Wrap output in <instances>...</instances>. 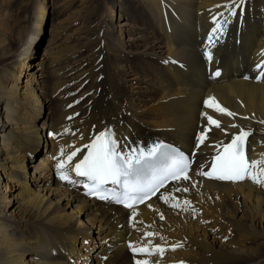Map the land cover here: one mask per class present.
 <instances>
[{
    "label": "bare ground",
    "instance_id": "6f19581e",
    "mask_svg": "<svg viewBox=\"0 0 264 264\" xmlns=\"http://www.w3.org/2000/svg\"><path fill=\"white\" fill-rule=\"evenodd\" d=\"M19 1L0 0V264H264V0ZM106 130L190 169L136 208L88 199L73 167ZM240 133L245 178L205 179Z\"/></svg>",
    "mask_w": 264,
    "mask_h": 264
},
{
    "label": "rangeland",
    "instance_id": "374dc122",
    "mask_svg": "<svg viewBox=\"0 0 264 264\" xmlns=\"http://www.w3.org/2000/svg\"><path fill=\"white\" fill-rule=\"evenodd\" d=\"M3 2H7V3H11L12 4V2L14 1V3L16 2V1H19V0H2ZM36 0H20L19 2L21 3V5H22V3H23V5H26V6H30V5H32V4H34V2H35ZM70 4H72V1L71 0H67ZM71 1V2H70ZM13 5V4H12ZM22 5V6H23ZM49 5H47V7H48ZM28 7H25V8H27L28 9ZM11 9V8H10ZM13 9V8H12ZM47 11H49V10H47ZM83 19V18H82ZM49 20H50V18H49ZM49 20H48V22H47V24H46V26H45V28H44V33H45V36H44V39H43V41H42V44L39 46V47H37L35 50H36V59L34 60V62H39V61H41L42 59H43V50L45 49V45H46V40L48 39V35H49V28H50V25L49 24H51V22H49ZM110 21H111V19H110ZM81 22H79L78 24H80ZM78 26V25H77ZM76 26V27H77ZM76 27H74L73 29H71V30H74ZM83 36V35H82ZM96 37H98V39H99V37L100 36H97V35H91V36H87V38H88V40L89 39H93V40H97V38ZM84 38V39H83ZM83 38H82V40H81V42L82 41H84V43H86V35L85 36H83ZM80 46V45H79ZM31 48H32V46H31ZM86 50V49H85ZM121 68V67H120ZM64 71V70H63ZM97 78H98V81L100 82L101 80H102V76L100 75L99 76V74L97 75ZM68 83V84H67ZM70 88V82L69 81H67V82H65L62 86H61V89H62V91L64 92V98H65V102H63V104L62 105H60L61 103H62V100L63 99H61V98H59V100L61 101V103L58 105L56 102L55 103H53V105L50 107V108H52V109H54L55 111H56V113L58 114V111H61V112H65V111H71V109L73 108V105L75 104V101H73L72 102V96H71V93L68 91V89ZM42 111H43V113H45V115H47L48 114V109L47 108H45L44 110L42 109ZM119 118L121 117V114L120 113H117L116 114ZM122 115H124V113L122 114ZM41 122L42 121H37L36 123H35V125H37V126H39L40 124H41ZM40 156L39 155H37V156H35L33 159H32V162L34 163V162H36L37 160H38V158H39ZM43 157V156H42ZM29 164V163H28ZM30 172H31V170H30ZM174 212H176L177 214H179V215H182L185 219H187V220H190V222L193 224V225H197V222L194 220V219H192V218H190L186 213H182V212H178V211H174ZM170 217H173V214H171L168 218H166L165 220H164V222L161 224L162 225V229L163 228H165V229H167L168 228V225H167V223H169V218ZM226 219L228 220V221H230V219H231V217L229 218V217H226ZM86 220V219H85ZM219 229H221V231H225L227 228L224 226V225H219ZM248 229L250 230V227H248ZM167 231H169V230H167ZM198 232H199V230H198ZM170 235H172L173 236V233L172 232H168ZM200 233V232H199ZM227 234H229V231H228V233ZM224 236V235H223ZM210 237H212V236H210V234H207V233H205V234H202L201 235V237H200V240L201 239H204V240H207V239H209ZM228 237V235L226 236V237H224V238H227ZM113 238V237H112ZM181 244H185V242L188 240L186 237H180V238H178L177 239ZM214 241H216L215 239H214ZM162 253V252H161ZM161 253H158L157 254V256L156 257H161L162 256V254ZM149 256V255H151L149 252H144V253H139V256ZM129 257H130V264H134L132 261H131V258L133 257V256H131L130 254H129ZM154 259H157V258H154ZM144 264H154V263H144Z\"/></svg>",
    "mask_w": 264,
    "mask_h": 264
}]
</instances>
